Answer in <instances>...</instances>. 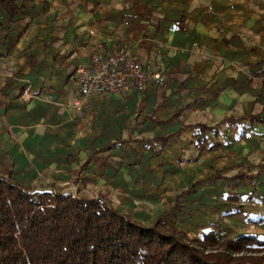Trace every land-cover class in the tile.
Here are the masks:
<instances>
[{
  "label": "crops",
  "instance_id": "obj_1",
  "mask_svg": "<svg viewBox=\"0 0 264 264\" xmlns=\"http://www.w3.org/2000/svg\"><path fill=\"white\" fill-rule=\"evenodd\" d=\"M98 49L167 84L83 101L77 70ZM262 133L264 0H0V170L25 187L99 192L145 223L202 181L176 227L264 238V172L233 179L264 171Z\"/></svg>",
  "mask_w": 264,
  "mask_h": 264
},
{
  "label": "trees",
  "instance_id": "obj_2",
  "mask_svg": "<svg viewBox=\"0 0 264 264\" xmlns=\"http://www.w3.org/2000/svg\"><path fill=\"white\" fill-rule=\"evenodd\" d=\"M4 2L11 17L19 11L13 1ZM262 172L233 179L254 180ZM201 184L181 191L171 210L147 224L118 211L107 195L91 197L54 183L29 188L0 170V264H264V238L255 234L221 240L213 228L198 240L163 225L164 216L179 211ZM243 199L229 195L231 202Z\"/></svg>",
  "mask_w": 264,
  "mask_h": 264
},
{
  "label": "built area",
  "instance_id": "obj_3",
  "mask_svg": "<svg viewBox=\"0 0 264 264\" xmlns=\"http://www.w3.org/2000/svg\"><path fill=\"white\" fill-rule=\"evenodd\" d=\"M83 101L94 96L122 94L129 91L144 93L150 82L165 86L160 73H151L149 66L139 62L130 52L105 54L96 50L90 63L79 66L75 77ZM82 105L78 102L77 107ZM264 146V133L258 137Z\"/></svg>",
  "mask_w": 264,
  "mask_h": 264
},
{
  "label": "rangeland",
  "instance_id": "obj_4",
  "mask_svg": "<svg viewBox=\"0 0 264 264\" xmlns=\"http://www.w3.org/2000/svg\"><path fill=\"white\" fill-rule=\"evenodd\" d=\"M53 184V183H52ZM67 191H69V190H67ZM80 192H81V194H83V195H89V196H91V197H96V195H100V193L98 192V193H95L94 191H93V193L92 192H86V191H84V190H79ZM111 196H109V198H110ZM111 199V198H110ZM167 211V210H166ZM170 215H172V214H170ZM170 215H165L164 216V219H163V225H165L166 227H172V226H175L176 227V224H177V219H176V223L174 222H172L173 221V219L170 217ZM178 216V215H177ZM177 216H176V218H177ZM146 219V218H145ZM154 220H151V221H149L148 219L145 221V223H147V224H150V223H152ZM221 222H223L224 223V220H221ZM246 223L247 224H250L249 223V220H247L246 221ZM218 226L219 225H215V226H213V228H215L216 229V231H217V229H218ZM224 230L223 231H220L219 233L217 232V234H218V236L220 237V239L222 240V239H224V238H226V237H231V238H235V237H233V236H224L223 235V233H227L228 234V232H227V228L226 227H222ZM179 229H181V230H183V228L182 227H179ZM250 229V228H249ZM211 230V229H210ZM240 229H238V231H239ZM184 231V230H183ZM193 232H195V231H193ZM192 231H187V235L189 236V238H191V239H194V238H197L198 240H202V238H203V235H205V234H207L208 232H207V230H205V231H202V232H200V234H194ZM240 232V231H239ZM243 234H247V233H243ZM237 237H239V236H237Z\"/></svg>",
  "mask_w": 264,
  "mask_h": 264
}]
</instances>
